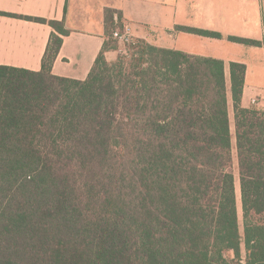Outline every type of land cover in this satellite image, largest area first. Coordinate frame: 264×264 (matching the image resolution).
<instances>
[{
    "label": "trees",
    "instance_id": "trees-1",
    "mask_svg": "<svg viewBox=\"0 0 264 264\" xmlns=\"http://www.w3.org/2000/svg\"><path fill=\"white\" fill-rule=\"evenodd\" d=\"M114 13L85 79L52 73L55 32L39 71L0 64V264H264V111L241 105L245 65L229 63L240 223L223 60L137 38L108 61Z\"/></svg>",
    "mask_w": 264,
    "mask_h": 264
},
{
    "label": "crops",
    "instance_id": "crops-1",
    "mask_svg": "<svg viewBox=\"0 0 264 264\" xmlns=\"http://www.w3.org/2000/svg\"><path fill=\"white\" fill-rule=\"evenodd\" d=\"M108 9L130 26L136 38L223 60L226 88L230 89L229 63H243L241 105L264 111V0H0V64L39 71L55 32L62 42L52 61V73L85 79L106 38ZM25 16L62 21L68 33L61 35L48 23ZM178 25L220 36L179 30ZM230 36L260 43L247 45ZM113 53L105 51V58L113 60Z\"/></svg>",
    "mask_w": 264,
    "mask_h": 264
},
{
    "label": "rangeland",
    "instance_id": "rangeland-1",
    "mask_svg": "<svg viewBox=\"0 0 264 264\" xmlns=\"http://www.w3.org/2000/svg\"><path fill=\"white\" fill-rule=\"evenodd\" d=\"M137 38L132 36V41L127 44H122V43H116L115 45V52L113 55L115 58L113 60H110L111 62L116 61L119 56H121L124 59H129V56L132 53H135L136 48L133 47V43H135V40ZM229 86V85H228ZM227 86L226 91H227V97H228V103H229V123H230V131L232 135V164L230 167V170L234 174L235 177V184H236V195H237V212H238V218L239 222L241 223V203H240V191H239V180H238V171H237V157H236V149H235V137H234V122H233V108L231 105V97H230V89Z\"/></svg>",
    "mask_w": 264,
    "mask_h": 264
},
{
    "label": "built area",
    "instance_id": "built-area-1",
    "mask_svg": "<svg viewBox=\"0 0 264 264\" xmlns=\"http://www.w3.org/2000/svg\"><path fill=\"white\" fill-rule=\"evenodd\" d=\"M121 23V26H119ZM115 28L113 30L112 37L117 40L118 43L127 44L132 41V34L130 31V26L127 24L122 23L117 17H115ZM255 102V99H252Z\"/></svg>",
    "mask_w": 264,
    "mask_h": 264
}]
</instances>
